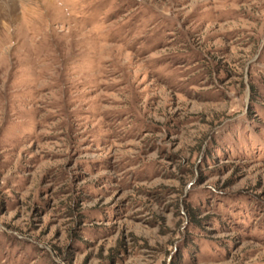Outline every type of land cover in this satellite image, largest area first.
Here are the masks:
<instances>
[{
  "label": "rangeland",
  "instance_id": "obj_1",
  "mask_svg": "<svg viewBox=\"0 0 264 264\" xmlns=\"http://www.w3.org/2000/svg\"><path fill=\"white\" fill-rule=\"evenodd\" d=\"M0 264H264V0H0Z\"/></svg>",
  "mask_w": 264,
  "mask_h": 264
}]
</instances>
